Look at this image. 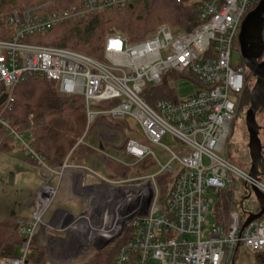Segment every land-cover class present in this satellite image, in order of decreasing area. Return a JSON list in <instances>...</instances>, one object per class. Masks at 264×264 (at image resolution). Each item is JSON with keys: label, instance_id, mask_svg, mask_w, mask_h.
<instances>
[{"label": "built area", "instance_id": "built-area-1", "mask_svg": "<svg viewBox=\"0 0 264 264\" xmlns=\"http://www.w3.org/2000/svg\"><path fill=\"white\" fill-rule=\"evenodd\" d=\"M146 1L81 0L71 10L51 11L48 4L10 14L7 26L12 39L0 40V91L4 89L0 98L7 95L0 106V134L40 171L60 180L68 169L80 168L69 158L57 168L50 167L35 151L31 132L18 131L5 117L12 109V92L17 86L29 78L52 81L62 96L83 97L86 132L100 121L124 122L131 133L142 137V142L128 139L125 143L123 154L132 160L130 165L106 149L88 145L83 138L78 146L85 145L130 169L153 158L160 170L125 180H108L89 171L99 177L97 193L85 198L78 216L57 209L49 221L46 218L57 205L59 190L45 183L34 195L32 217L18 220L19 257L0 258V264H71L79 255L97 253L95 245L116 236L124 224L119 239L127 240L112 264H232L240 249L253 256L261 254L264 259V217L241 232L246 219L243 222L233 204L237 183L245 185L249 196L253 188L264 195V179H253L225 154L249 83L246 76L250 75L245 66L234 67L231 56L245 17L261 0H188L200 7L199 25L192 31L163 25L151 37L135 43L123 35H110L102 61L72 49L25 42L27 37L63 23ZM263 58L264 54L260 62ZM166 79L173 89L179 79L196 82L200 91L186 100L155 99L149 104L147 98L155 93L152 88ZM167 137L175 143L173 148L161 144ZM153 147L167 151L170 160L162 164ZM163 174L170 179L171 188L162 200L157 178ZM102 187L106 190L101 191ZM222 191L232 196L229 217L225 225L211 227L208 218L215 202L210 196L215 194L219 200ZM150 198L147 214L142 216ZM84 210H89L90 218ZM101 214L114 219L109 231L99 228L105 223L99 222ZM128 216H133L132 220L125 221ZM43 229L64 235L63 239H51L62 252L51 247L50 258L35 263L32 243Z\"/></svg>", "mask_w": 264, "mask_h": 264}, {"label": "trees", "instance_id": "trees-1", "mask_svg": "<svg viewBox=\"0 0 264 264\" xmlns=\"http://www.w3.org/2000/svg\"><path fill=\"white\" fill-rule=\"evenodd\" d=\"M49 5L51 11L71 10L81 4V0H0V40H11L13 33L7 26V20L14 10H24L27 7ZM199 4L193 1L181 0H147L140 4H131L125 8L104 11L95 14L86 20L66 22L44 34H36L25 39L26 43L48 47L66 48L82 52L90 57L102 61L104 59V46L106 38L110 35H123L130 42L135 43L151 37L155 29L168 24L173 29L190 32L199 25ZM238 43L235 48H238ZM180 75H177V79ZM154 94L147 98L152 104L155 99L176 101L177 93L169 86L167 79L157 88H152ZM14 103L5 117L11 120L12 126L20 132H31L35 151L46 158L50 167L57 168L62 165L70 153L75 150L89 149L79 145L83 138L85 143L91 128L84 134L78 130L81 125L86 128V116L83 97H66L58 93L56 83L47 80L29 78L14 89ZM4 89L0 91L2 93ZM243 105H250L248 90L243 94ZM32 116V120H30ZM73 119V120H72ZM71 121L74 126L70 125ZM98 123V122H97ZM96 123V124H97ZM111 129L120 132L124 143L119 149L123 151L126 139L123 134L124 122H108ZM111 124V125H110ZM81 127V128H82ZM80 129V128H79ZM8 139L0 134V150H11ZM79 150V151H80ZM22 151V150H21ZM78 151V153H80ZM23 152V151H22ZM88 153L86 151H83ZM30 165L29 158H25ZM116 174V180L127 179L129 169L117 163L104 161ZM261 176L264 179V149L263 163L260 166ZM231 193L222 191L218 203L215 205L218 214L216 225H225L231 207ZM11 219L0 223V258H18L21 239L19 236L18 220L24 219L10 212ZM126 238L119 239L114 245L95 253L88 264H112L118 249L124 245ZM35 263L45 262L46 248L38 242V236L32 243ZM256 257V258H255ZM255 261L251 264H264L259 254L254 255Z\"/></svg>", "mask_w": 264, "mask_h": 264}, {"label": "rangeland", "instance_id": "rangeland-1", "mask_svg": "<svg viewBox=\"0 0 264 264\" xmlns=\"http://www.w3.org/2000/svg\"><path fill=\"white\" fill-rule=\"evenodd\" d=\"M169 26L168 24H162L160 26ZM158 26L153 34L157 31L160 27ZM176 30V29H173ZM152 34V35H153ZM82 53V52H81ZM95 58V57H93ZM231 63L234 67L244 66L243 59L241 53L239 51V47L235 48L232 52L231 56ZM249 80V83L244 91V93L248 90L249 95L250 92L255 84V78L250 74L246 76V81ZM175 91L177 93V97L182 100H186L192 96H194L198 91H200V87L196 82L182 80L179 79L174 84ZM14 91L12 92L14 96ZM243 93V94H244ZM243 97V96H242ZM249 106L243 105V98L240 100L237 118L234 121L230 136L227 141V147L225 150V154L245 172H249L251 168V160L249 156L248 146V133L245 124V115L246 111L248 110ZM73 120V119H72ZM113 123V122H112ZM257 123L262 128L260 133V139L262 144L264 145V112L262 114L257 115ZM74 122L71 121L70 125H73ZM105 123L101 122L95 129L96 124L91 127L90 136L95 133V136L98 137L101 141V144L105 145V149L108 153L113 154L122 159L123 162L127 163L128 165L132 164V160L130 158H126L123 154V151L119 149L124 140L121 137L119 131L114 129H109L104 126ZM109 126V124H107ZM111 125V124H110ZM74 126V125H73ZM81 125L77 126L78 130L84 131L86 134L87 128L84 129ZM80 128V129H79ZM88 141L90 140V137ZM161 144L168 148H173L175 145L174 142L171 141L169 137L165 138ZM11 145V143L9 144ZM13 146V145H12ZM20 149V148H19ZM18 147H16L13 151H1L0 150V223L5 221L6 219H11L10 212L17 214L18 217L29 219L32 217L33 214V198L36 192H38L44 185V181H41V178L37 171L31 169L28 165L25 164L27 158L25 154L21 151L19 152ZM21 150V149H20ZM78 149L77 151H79ZM152 150L155 152L156 157L162 164H166L170 160V154L163 150V148L153 147ZM86 151L88 153L84 152ZM8 152V154H7ZM76 152V150H75ZM80 152V151H79ZM83 154V155H80ZM78 153L77 156L85 157L89 159L92 157L95 161V164H99V168L95 169L99 171L104 176L108 175L110 177H115L116 174L111 170L110 167H106L104 164L114 163L110 159L95 153L94 151L86 150L85 148L82 149L81 153ZM27 163V162H26ZM36 167L35 163L32 164ZM129 169L127 179L134 178L136 176H148L151 174H157L160 170L159 165L153 158H148L144 162H142L139 166L134 169ZM14 174L13 185L10 184V176ZM38 174V175H37ZM157 184L159 187V191L161 194V199L163 200L167 192H169L171 188L170 179L165 176V174L159 176L157 178ZM88 195L85 197L87 198ZM215 204L211 209V215L208 218L210 226L213 227L216 225L218 214H216V207L215 205L218 203V197L213 194L210 196ZM102 202V199L100 200ZM103 203V202H102ZM233 204L234 208L241 214L243 218V222L245 219L248 218L247 214H257L260 212V204L255 197V195L249 196L248 191L245 188L243 183H237L235 185V189L233 191ZM80 201L75 200L72 203L66 205H56L51 210L49 215L47 216L46 220L49 221L50 216L57 210V209H65L70 213L72 216H78L80 212ZM112 206H110L111 208ZM109 207H105L107 211ZM104 213V212H102ZM105 214V213H104ZM104 214H101V218L99 222H105L111 224L114 222V219H108L106 216L103 217ZM103 217V218H102ZM105 219L108 221L106 222ZM96 228V226H95ZM98 230V229H97ZM109 227L103 228V232L109 231ZM63 239L64 235L62 233L48 231L45 232L44 229L38 234V242L41 245H44L46 248V257L47 259L50 258L51 247L56 252H62V247L59 245H52V240L54 239ZM261 256V254H259ZM92 256L90 255H79L72 259L71 264H88ZM256 258V257H255ZM253 255L247 254L243 250H239L237 253V259L234 264H251L255 261Z\"/></svg>", "mask_w": 264, "mask_h": 264}, {"label": "water", "instance_id": "water-1", "mask_svg": "<svg viewBox=\"0 0 264 264\" xmlns=\"http://www.w3.org/2000/svg\"><path fill=\"white\" fill-rule=\"evenodd\" d=\"M264 0L256 6L254 10L249 12L245 17L240 33L238 36L239 51L241 53L244 66L249 73L255 78V84L250 92V105L245 115V124L248 133V150L251 160V168L249 170L250 177L258 179L261 176L260 166L263 163L264 145L260 139L262 128L257 123V115L264 112V58L260 62L264 54ZM7 95L4 94L0 98V106L5 102ZM123 134L126 140L133 139L142 142V137L138 134L131 133L126 125L123 127ZM48 176L49 173L45 172ZM14 174L10 176V184L13 185ZM253 194L260 204V212L258 214H247L248 218L244 222L241 232L253 221L264 217V195L257 189L253 188ZM151 203L149 199L145 211L142 216L147 214L148 207ZM14 216V213H13ZM133 216H128L125 221L132 220ZM123 225L120 232L113 237L103 238L95 245V252L99 253L109 248L116 240H118L125 229ZM234 264V261L232 262Z\"/></svg>", "mask_w": 264, "mask_h": 264}, {"label": "crops", "instance_id": "crops-1", "mask_svg": "<svg viewBox=\"0 0 264 264\" xmlns=\"http://www.w3.org/2000/svg\"><path fill=\"white\" fill-rule=\"evenodd\" d=\"M103 122L105 123L104 126L106 128L111 129L108 125L106 121H100L96 124L95 129L97 130V127L99 126V124ZM95 133L92 134L90 137V140L87 142L88 145H93V146H98L100 148L105 149V145L101 144V141L98 137L95 136ZM85 134V133H84ZM125 138V137H124ZM89 139V137H88ZM16 147H13L11 150L9 151H13ZM19 149V148H18ZM90 149V148H89ZM82 150H80L81 153ZM19 152H21V150L19 149ZM79 153V154H80ZM8 154V152H7ZM78 155V151L76 150V152L74 151L73 153H70L68 155L67 158H69V161L72 165H76L80 168H71L68 169L67 171H65L64 175L62 176L61 180L58 176L56 175H44V171H40L38 167H34L33 165H30L28 163L25 162L26 165H28L31 169L37 171V173L39 174L41 181H44L45 183H49L52 187H58V199H57V205H66L69 203H72L75 200H79L80 201V212L82 211L83 207H84V200L85 197L91 196L94 193H97V185L99 184V177H94L92 174H90L89 171L91 172H95L98 175H100L101 177H104L105 179H113L110 176H104L103 174H101L99 171H97L95 169L99 168V164H95V161H93L94 159L92 157H90L89 159ZM83 155V154H80ZM66 158V159H67ZM37 174V175H38ZM48 181V182H47ZM101 191L106 190L105 188H100ZM33 205V204H32ZM60 210H64L66 212H68L65 209H61Z\"/></svg>", "mask_w": 264, "mask_h": 264}, {"label": "bare ground", "instance_id": "bare-ground-1", "mask_svg": "<svg viewBox=\"0 0 264 264\" xmlns=\"http://www.w3.org/2000/svg\"><path fill=\"white\" fill-rule=\"evenodd\" d=\"M114 209V208H113ZM118 210V209H117ZM117 210H115L114 209V211H117ZM85 211V213L87 214V216L90 218L91 217V213H89V210H84ZM108 219L110 220V218L108 217ZM108 219L107 220H105V221H108ZM96 225H99V223L98 222H96ZM114 226H115V224H114ZM107 227H111V228H113V226L111 225V224H106V223H102L100 226H99V228H100V230H102L103 228H107Z\"/></svg>", "mask_w": 264, "mask_h": 264}, {"label": "flooded vegetation", "instance_id": "flooded-vegetation-1", "mask_svg": "<svg viewBox=\"0 0 264 264\" xmlns=\"http://www.w3.org/2000/svg\"><path fill=\"white\" fill-rule=\"evenodd\" d=\"M262 131V130H261ZM261 133V132H260Z\"/></svg>", "mask_w": 264, "mask_h": 264}]
</instances>
